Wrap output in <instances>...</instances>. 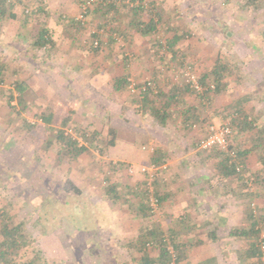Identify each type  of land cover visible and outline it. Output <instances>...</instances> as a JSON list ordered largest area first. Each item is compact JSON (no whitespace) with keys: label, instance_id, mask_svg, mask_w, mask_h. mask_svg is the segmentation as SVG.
<instances>
[{"label":"rangeland","instance_id":"1","mask_svg":"<svg viewBox=\"0 0 264 264\" xmlns=\"http://www.w3.org/2000/svg\"><path fill=\"white\" fill-rule=\"evenodd\" d=\"M80 2L9 0L0 19V211L9 225L24 224L26 240L0 264H21L37 251L46 264H144L145 255L160 264L159 238L169 250L167 264H264L247 256L264 235V0H98L77 22ZM151 19L152 31L137 29L136 22ZM41 28L52 46L36 45ZM139 60L136 77L132 65ZM216 63L223 66L218 86ZM186 70L213 86L202 101L185 84ZM129 80H152L156 116L137 106L142 95L130 92ZM19 81L28 88L20 100ZM112 81L121 87L109 91ZM173 91L194 101L173 98L166 108V93ZM232 112L239 114L230 143L247 151L243 178L224 175L226 156L198 144ZM42 114L51 115V129ZM166 116L167 126L161 125ZM124 126L132 154L145 151V163L113 160ZM109 128L116 132L112 146ZM56 130L69 132L82 153L58 140ZM150 164L161 200L154 210L139 172ZM248 174L254 181L244 182ZM68 179L81 193L66 191ZM252 220L258 235L240 234ZM150 229L154 238L139 249V236Z\"/></svg>","mask_w":264,"mask_h":264},{"label":"trees","instance_id":"2","mask_svg":"<svg viewBox=\"0 0 264 264\" xmlns=\"http://www.w3.org/2000/svg\"><path fill=\"white\" fill-rule=\"evenodd\" d=\"M114 1H116V0H113V2H111L112 5L113 4L115 5ZM84 2H85V0H81V2L79 3L77 14L81 13V11H82L81 7H82V4ZM97 2H98V0H94L93 5ZM98 3H100V2H98ZM102 5H105V3H102ZM7 6L8 7L12 6V4L9 3V0H0V19L3 15H5V11H6ZM91 8L92 7L87 8L86 13H85V17H86V15H88L90 13V11L92 10ZM76 20H78L77 22L81 21L78 19V15L76 16ZM154 26H155V24H154L152 19L149 20L145 24H142V22H136L137 29L139 31H141L142 33H148L149 31H152L154 29ZM35 43L40 48H46V47L52 46L53 42H52L51 37H50L48 30L46 28H41L37 32L36 38H35ZM222 69H223V66L219 63H216L214 68H213V74L215 76L217 86H218V84H220V80L222 78V76H221L222 75L221 74ZM2 73H3V66L0 64V81H1ZM123 81H125V80L123 79ZM201 81L203 82V79H201ZM14 87H15L14 89L17 92V96H18L17 99L20 100L22 97V94L28 88H26L27 86L23 81L16 82ZM12 93L13 92H11V94ZM150 93H151V90L147 89L145 92H142L141 95L146 96V94H150ZM11 94H10L9 98L6 99V102L8 105H10V102L12 101V98H13ZM205 94H206V92H204L202 95L204 96ZM171 98L173 100V97H171ZM154 113H155V115L158 114L157 111H155ZM40 118L42 121L45 122L46 126L49 129L52 128V126H51V119H52L51 115H43L42 114L40 116ZM108 132H109V135H111V137L112 136L114 137V135L116 133L113 128H109ZM56 133H57L56 134L57 139L58 140L66 139L67 143H69V146H71V148L76 151V154L79 155L82 153V151L84 150V147L78 146L76 144V141H73L68 136H66L68 134L64 135L63 130H56ZM113 137L110 138L109 141L107 142L108 145H111V146L114 145ZM230 148L233 149L232 144H230ZM212 149H216V148H212ZM246 153H247V151H244V150L243 151H238V150L236 151V160H238V162L242 165V168L240 171L236 170V166H237L236 162H234V161L229 162L228 157H224V161L221 163V166L223 169V171H222L223 174L226 176L234 175V176L242 177L243 176L242 174L245 171V164H244L243 158L246 155ZM249 179L254 181L255 178L253 175L248 174L247 176L244 177V182H248ZM65 185L66 186H64V187H65L66 191L73 190L76 193H80V190L77 188V186H75L73 184V182L71 180H69V179L66 180ZM114 190H115V188L113 186H109L107 189V191L109 193H113V195H112L113 198L116 197V192ZM159 201H161L160 198H159ZM6 216H7L6 210H1L0 211V224H1L0 234H1L2 239L0 241V260H3V261H6L8 259L6 256H8L10 254V251H14L26 243L24 233H22L24 224L22 222H20V223H15V224L9 225L8 222H6ZM255 227H256V222L252 220L249 228L247 230H241L240 234L251 235V236L253 235V237H255L259 233V231ZM143 233H144L143 235L139 236V240H140V243L138 242V248L139 249H141L149 239H153L155 236V232L152 229L147 230L146 232H143ZM173 238H174V234L171 231L170 239L173 240ZM158 240L160 243L159 263L160 264H167L166 262H167V256L169 255V250L165 246V244L163 243L162 238L161 239L159 238ZM259 243L264 244V236L258 238L257 242L255 244L251 243V246L248 248V253H247L248 257L255 258L257 260V262H259V260L262 257H264V256H262V253L260 251ZM35 254L36 255L33 259L22 262L21 264H46L45 262H43V260L40 261V259L38 258L39 257L38 251ZM262 259H264V258H262ZM142 261L144 264H150V259L146 255L143 256ZM213 262H214V259H208L203 264H211Z\"/></svg>","mask_w":264,"mask_h":264},{"label":"built area","instance_id":"3","mask_svg":"<svg viewBox=\"0 0 264 264\" xmlns=\"http://www.w3.org/2000/svg\"><path fill=\"white\" fill-rule=\"evenodd\" d=\"M94 0H85V2L82 4L81 7V13L78 14V19L83 21L85 18V13L87 8L91 7L93 5ZM92 45L94 48L98 46V40H94L92 42ZM185 84L190 88V90H193L194 92L198 94H203L208 89H212L213 86H202L200 83L198 77L194 72L191 70H186L185 73ZM129 89L132 93H138L141 94L142 92H145L147 89L151 90V92L156 94V88L154 86V83L152 80H146L142 84H135V82H132L129 80ZM238 112H232L228 116H226L221 124L214 126L210 125L207 129V132L205 136H203L202 139L199 140V148L208 150L212 148H216L218 151L222 152L226 157H228L229 162H236V170L240 171L242 168V165L236 160V151L230 148V135L232 134L233 130V121L238 117ZM68 134L69 132H65ZM143 149H146L145 146H142ZM156 166L154 164L150 165H141L139 172L140 174H143L145 176V188L147 190L148 196H149V203L154 210L159 205V198L156 196V192L154 190V180L156 176ZM128 171H132L131 166L128 168ZM264 235H261L263 237ZM259 248L262 253V256H264V244L259 243ZM264 258V257H262Z\"/></svg>","mask_w":264,"mask_h":264},{"label":"crops","instance_id":"4","mask_svg":"<svg viewBox=\"0 0 264 264\" xmlns=\"http://www.w3.org/2000/svg\"><path fill=\"white\" fill-rule=\"evenodd\" d=\"M106 64V63H105ZM105 64H103V65H105ZM143 65V60H139V61H135L134 63H133V65H132V67H133V74L136 76V77H140L141 75H139V74H142L141 72V70H140V68H141V66ZM156 71V80H157V82H158V85L161 87H163V88H161L162 90L163 89H165V87L163 86V84H161V82H160V80L162 81V79L163 78H160L159 77V73H160V71L158 72L157 70H155ZM158 72V73H157ZM158 75V76H157ZM155 77V76H154ZM120 78H117V79H115L116 81H118V82H120V80H119ZM160 79V80H159ZM112 84H110V85H108V87H109V91L110 90H112V91H114L115 89H119L121 86L118 84V83H115V81H112L111 82ZM74 85V84H73ZM74 87V86H73ZM167 91V90H166ZM177 93H180V94H186V96L188 95V93L187 92H185L184 90H178L177 91ZM148 95V96H147ZM145 97L144 96H142V98H141V100H140V103L137 105L138 107H140L141 108V110H146V109H148L149 111H151L152 112V114H154L155 115V111H157L158 112V108H157V106L159 105V102L158 101H156L155 99H153V97H151V96H149V94H147ZM201 96V97H200ZM199 96V98H200V100L202 101L203 100V98H205L206 96H203V95H200ZM166 97H167V99L165 100L166 102L164 103V105H165V107L167 108V106L169 107L170 106V102H172V98L171 97H173L177 102H181V103H184V102H186V103H192L194 100L192 99V98H188V99H186L185 97L184 98H182L181 96H179L178 94H175L174 93V91L173 92H171V93H166ZM184 99V100H183ZM126 106H127V104L125 105V106H122L121 108L124 110L125 108H126ZM192 107V106H191ZM191 107H189V108H191ZM179 108H183V107H179ZM156 116V115H155ZM119 117L122 119L123 118V116H121V115H119ZM180 118V117H179ZM167 120H169V116H166V118H160V120H159V122H161V125H166L167 126ZM264 124V123H263ZM124 131H126L125 130V126L124 127H120L118 130H117V136H118V142H119V144L117 143V145L119 146V148H118V153H117V155H116V158H114L113 160H118V161H120V162H122V161H129L131 158H133V160H135V158H137V159H139V160H137V163L138 164H143V163H145V161L146 160H143L144 158H146V155H147V153L145 152V151H143V150H139V152H136L135 153V155L134 154H132V150H133V148H132V141H133V139L131 138V136L130 135H126V134H124ZM156 136V135H155ZM150 137H152V138H154L153 137V135L151 134L150 135ZM144 138H145V136H144ZM115 142V141H114ZM121 142V143H120ZM156 143L158 144V146H160L159 145V143H158V140L156 139ZM115 144H116V142H115ZM163 156V155H162ZM73 184L75 185V186H77V188L80 190V193H81V191H82V189H83V187L82 186H80V185H78V184H76L75 183V181L73 180ZM176 201H179V200H176ZM218 207H220V204L218 205ZM182 219V217H180L179 218V220H181ZM221 220H225V218L224 217H222V218H220ZM220 221V220H219ZM175 227V226H174ZM174 227H172L171 228V230L170 231H172V233H174ZM214 229V228H213ZM209 235H211V238H214L212 241H215L216 239H215V237H217V240H218V236L216 235V233L212 230L210 233H209ZM213 236V237H212ZM219 242V241H218Z\"/></svg>","mask_w":264,"mask_h":264}]
</instances>
